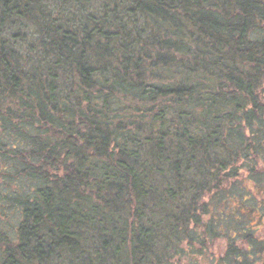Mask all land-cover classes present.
<instances>
[{
    "label": "trees",
    "instance_id": "obj_1",
    "mask_svg": "<svg viewBox=\"0 0 264 264\" xmlns=\"http://www.w3.org/2000/svg\"><path fill=\"white\" fill-rule=\"evenodd\" d=\"M263 226L264 0H0V264H264Z\"/></svg>",
    "mask_w": 264,
    "mask_h": 264
},
{
    "label": "rangeland",
    "instance_id": "obj_2",
    "mask_svg": "<svg viewBox=\"0 0 264 264\" xmlns=\"http://www.w3.org/2000/svg\"><path fill=\"white\" fill-rule=\"evenodd\" d=\"M259 234L264 240V226L260 229ZM211 248L204 249L200 257L180 259L175 264H218V258L222 256L225 250V241L216 240L210 244ZM193 259V260H192Z\"/></svg>",
    "mask_w": 264,
    "mask_h": 264
}]
</instances>
